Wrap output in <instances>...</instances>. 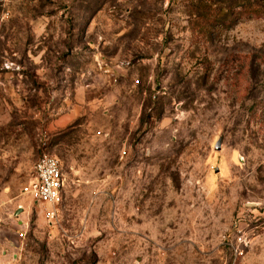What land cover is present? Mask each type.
I'll use <instances>...</instances> for the list:
<instances>
[{
    "label": "rangeland",
    "instance_id": "rangeland-1",
    "mask_svg": "<svg viewBox=\"0 0 264 264\" xmlns=\"http://www.w3.org/2000/svg\"><path fill=\"white\" fill-rule=\"evenodd\" d=\"M198 2L0 0V264H264V17Z\"/></svg>",
    "mask_w": 264,
    "mask_h": 264
},
{
    "label": "built area",
    "instance_id": "built-area-1",
    "mask_svg": "<svg viewBox=\"0 0 264 264\" xmlns=\"http://www.w3.org/2000/svg\"><path fill=\"white\" fill-rule=\"evenodd\" d=\"M65 176L59 160L50 154H43L34 165L29 195L38 204L57 206L63 200ZM47 218L54 219L56 211L49 210Z\"/></svg>",
    "mask_w": 264,
    "mask_h": 264
},
{
    "label": "trees",
    "instance_id": "trees-1",
    "mask_svg": "<svg viewBox=\"0 0 264 264\" xmlns=\"http://www.w3.org/2000/svg\"><path fill=\"white\" fill-rule=\"evenodd\" d=\"M199 8L214 12L218 25H234L243 16L264 17V0H199L197 12Z\"/></svg>",
    "mask_w": 264,
    "mask_h": 264
},
{
    "label": "water",
    "instance_id": "water-1",
    "mask_svg": "<svg viewBox=\"0 0 264 264\" xmlns=\"http://www.w3.org/2000/svg\"><path fill=\"white\" fill-rule=\"evenodd\" d=\"M220 144H221V140L217 142L216 150H219L220 149Z\"/></svg>",
    "mask_w": 264,
    "mask_h": 264
}]
</instances>
